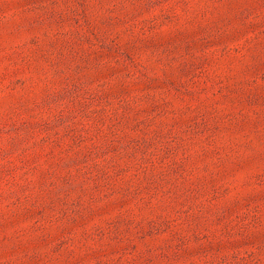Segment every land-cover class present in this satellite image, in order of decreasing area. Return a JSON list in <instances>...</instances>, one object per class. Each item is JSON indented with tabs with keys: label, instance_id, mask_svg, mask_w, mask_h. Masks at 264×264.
<instances>
[{
	"label": "rangeland",
	"instance_id": "obj_1",
	"mask_svg": "<svg viewBox=\"0 0 264 264\" xmlns=\"http://www.w3.org/2000/svg\"><path fill=\"white\" fill-rule=\"evenodd\" d=\"M0 264H264V0H0Z\"/></svg>",
	"mask_w": 264,
	"mask_h": 264
}]
</instances>
